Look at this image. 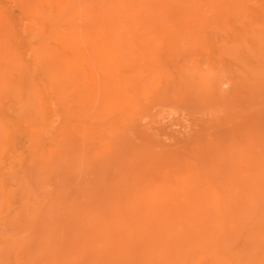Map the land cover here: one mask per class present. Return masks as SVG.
<instances>
[{
  "label": "rangeland",
  "instance_id": "obj_1",
  "mask_svg": "<svg viewBox=\"0 0 264 264\" xmlns=\"http://www.w3.org/2000/svg\"><path fill=\"white\" fill-rule=\"evenodd\" d=\"M0 264H264V0H0Z\"/></svg>",
  "mask_w": 264,
  "mask_h": 264
},
{
  "label": "bare ground",
  "instance_id": "obj_2",
  "mask_svg": "<svg viewBox=\"0 0 264 264\" xmlns=\"http://www.w3.org/2000/svg\"><path fill=\"white\" fill-rule=\"evenodd\" d=\"M4 90V89H3Z\"/></svg>",
  "mask_w": 264,
  "mask_h": 264
}]
</instances>
